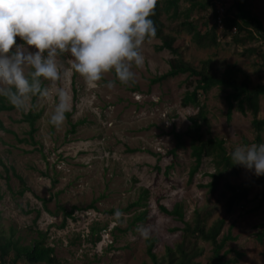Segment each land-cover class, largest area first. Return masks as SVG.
Instances as JSON below:
<instances>
[{"label":"rangeland","instance_id":"1","mask_svg":"<svg viewBox=\"0 0 264 264\" xmlns=\"http://www.w3.org/2000/svg\"><path fill=\"white\" fill-rule=\"evenodd\" d=\"M215 1L223 3L227 13L235 10L233 0ZM241 1L264 27V0ZM197 18L199 28L203 18H208V27L214 22L210 8L200 11ZM216 34L219 44L214 48L196 47L185 33L177 36L174 47L193 66L210 60L212 72L220 75L235 65L253 85L264 84V68L255 65L262 58L245 52L250 47H260L264 52L262 41L236 44L231 35ZM160 44L157 38L145 39L141 46L144 64L132 66L135 79L128 84L119 83L114 72L109 71L92 87L71 69L70 54H63L60 59L68 74L57 82L42 81L48 95H38L34 103L30 99L23 108L25 113L42 111L31 142L29 127L21 122L19 110L0 112L7 130L0 131V241L13 238L29 244L40 231L45 233V242L53 247L60 264H151L146 240L157 238L154 252L162 258L165 248L180 239L177 229L183 226L162 212L160 205L171 210L181 203L184 221H190L193 212L200 209L207 211L208 226L216 219L224 220L220 237L232 226L235 240L228 241L224 249L242 253L237 264H264V239H256L257 232L264 230V204L255 212H245L257 203L256 196L264 192V185H253L247 202L234 205L230 213L225 206L229 193L225 198L218 196L224 190V179L243 187L257 176L243 166L237 175L226 172L209 196L201 185L214 172L211 159L203 158L197 173L189 177L194 159L188 139L185 149L175 150V155L171 152L176 142L173 133L184 132L190 125L188 117L198 112L197 106L181 104L185 93L194 89L196 78L186 73L150 82L169 69L172 58L167 50L157 49ZM109 81L114 82V87L106 86ZM58 87L68 94L70 115L57 127L49 119L57 103ZM227 92L223 87H214L206 95L198 93L207 116V122L201 123L202 139H222L230 152L237 145L254 144L256 132L249 110L241 113L235 107L228 116ZM257 117L264 118V96L259 99ZM261 135L264 143V129ZM12 169L25 180L27 190L22 195ZM142 189H148L147 220L131 225L132 216L140 209L126 208L139 198ZM61 209L73 210L64 227ZM116 210L121 212L119 217L114 215ZM143 229L147 237L142 235ZM97 235L100 239L95 241ZM200 244L206 251L197 259L198 264H208L211 246Z\"/></svg>","mask_w":264,"mask_h":264},{"label":"trees","instance_id":"2","mask_svg":"<svg viewBox=\"0 0 264 264\" xmlns=\"http://www.w3.org/2000/svg\"><path fill=\"white\" fill-rule=\"evenodd\" d=\"M215 0H157L155 14L150 18L153 20L156 28V36L161 44L157 47L158 50H167L172 58L169 60V69L158 77H154L150 82L158 83L160 81L175 77L180 74H188L196 78V85L190 92H186L181 100L182 106L193 105L198 107V112L195 115L188 117L190 125L182 132H174L175 147L171 150L175 155V150L185 149V139L189 141L191 157L194 163L189 172V177H193L199 170L202 159L210 158L214 172L208 174L209 181L202 184L201 187L206 188L209 196L218 187L219 180L224 179V173L229 172L232 175H237L242 166L234 165L230 152H227L224 146V141L218 138L202 139L201 123L207 122L204 103L199 99V93L206 95L214 87H223L228 92L225 95V101L228 106L227 114L231 115L233 108L241 113H246L249 110L252 114L251 126L255 130L254 144L263 143L262 131L264 129V118H258L259 99L264 96V84L253 85L250 78L244 74L241 69L235 65L228 66L220 74H214L210 65V60H204L199 67L193 66L191 63L182 59L178 47H174V42L177 36L185 33L190 36V42L198 48L208 49L218 46L217 29H216V12ZM210 8L213 24L208 27V18H203L200 28L197 15L200 11L206 12ZM233 10H229L223 19L224 32L223 34L231 35V40L236 44H244L251 41L261 40L264 44V27L261 22L251 15L250 11L245 8V2L241 0H233ZM227 11V10H226ZM169 22L165 24L164 20ZM234 33H231L232 29ZM168 30V31H167ZM17 42L21 41L17 37ZM260 48V47H259ZM257 47L245 49L246 53H254L262 58L261 62H256L255 65L264 68V52ZM260 68V67H259ZM43 88V85H42ZM38 95L31 98V103H34ZM19 110L22 118L21 122H25L28 127V142H31L34 134L37 131L36 122L41 118L42 111L24 112L23 109H17L11 105L4 97H0V112ZM70 113H66L69 116ZM0 131L5 130L2 121L0 120ZM71 132H74V125L71 126ZM6 170V168H5ZM159 170V168H158ZM15 174L18 182L21 185L18 193L22 195L27 186L25 180ZM9 177L7 176L6 179ZM253 185H264V175L255 177L250 183L243 187H236L230 184L227 179L223 182V191L218 195L220 198H225L226 192L229 193L225 200L226 212L230 213L233 206L244 201L247 202L249 190ZM148 198V189H142L139 198L133 201L126 209L131 207L139 208L138 213H134L131 218V225L144 223L147 220L146 200ZM257 203L247 209L245 212H255L264 204V192L256 196ZM46 202L45 199H42ZM93 206V205H91ZM244 208V206H241ZM63 210V209H61ZM160 210L165 214L172 216L176 220L182 222L183 226L177 230L181 232L180 239L172 246L165 248V253L162 258H159L154 252V247L157 243V238L152 237L146 240V255L151 264H198L197 259L205 255L204 246L201 243H207L211 246L209 252L208 264H237L242 257V253L234 249H224L228 241L235 240L231 234V228L227 233L220 237L224 225L223 219L214 220L209 226L205 215V210H195L190 221H184V211L181 203H176L171 210L160 205ZM72 211L63 210L64 218L61 227L65 226L66 219L72 217ZM39 215V211H38ZM37 218V217H36ZM95 228L90 227V233L93 235ZM1 239V237H0ZM100 236L95 238L99 240ZM256 239L262 242L264 239V230L257 232ZM229 254L233 256L228 257ZM0 258L2 264H16L21 261L23 264H60L54 256V249L45 242V233L38 232V236L33 238L29 244H21L19 239H5L0 241Z\"/></svg>","mask_w":264,"mask_h":264},{"label":"clouds","instance_id":"3","mask_svg":"<svg viewBox=\"0 0 264 264\" xmlns=\"http://www.w3.org/2000/svg\"><path fill=\"white\" fill-rule=\"evenodd\" d=\"M156 5L157 0H0V97L23 109L33 96L48 95L42 81L57 82L68 74L60 59L65 53L71 69L92 87L109 71L128 84L135 79L132 66L144 64L143 42L156 36L150 18ZM56 96L49 122L58 127L70 102L63 88ZM230 158L264 175V143L237 145ZM141 232L147 237L146 229Z\"/></svg>","mask_w":264,"mask_h":264},{"label":"built area","instance_id":"4","mask_svg":"<svg viewBox=\"0 0 264 264\" xmlns=\"http://www.w3.org/2000/svg\"><path fill=\"white\" fill-rule=\"evenodd\" d=\"M215 2V12H216V29L217 32L222 34L224 32V25H223V19L225 15L227 14L226 6L221 3L220 1H214ZM235 29L233 28L231 30V33H234ZM0 264H2V259L0 258Z\"/></svg>","mask_w":264,"mask_h":264}]
</instances>
